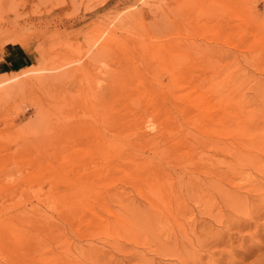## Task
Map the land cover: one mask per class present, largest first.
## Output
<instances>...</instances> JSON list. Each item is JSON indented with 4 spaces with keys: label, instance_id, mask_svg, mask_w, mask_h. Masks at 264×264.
<instances>
[{
    "label": "rangeland",
    "instance_id": "374dc122",
    "mask_svg": "<svg viewBox=\"0 0 264 264\" xmlns=\"http://www.w3.org/2000/svg\"><path fill=\"white\" fill-rule=\"evenodd\" d=\"M15 56L0 66V264H264V0H0V62ZM170 70L188 89L169 85ZM147 84L169 87L167 108ZM217 147L222 190L180 191L183 175L212 180ZM155 148L165 178L151 189L133 166Z\"/></svg>",
    "mask_w": 264,
    "mask_h": 264
},
{
    "label": "bare ground",
    "instance_id": "6f19581e",
    "mask_svg": "<svg viewBox=\"0 0 264 264\" xmlns=\"http://www.w3.org/2000/svg\"><path fill=\"white\" fill-rule=\"evenodd\" d=\"M246 1V0H245ZM222 2V1H221ZM231 2V1H230ZM160 3V2H159ZM224 3V2H223ZM222 5V4H221ZM150 8V7H149ZM248 9V8H247ZM182 10H184V9H182ZM129 12V11H128ZM159 12V11H158ZM133 13H135V12H133ZM132 12H131V16L133 17V20H131V21H134L135 22V24H139V22H141V19H143L142 18V13H140V14H133ZM128 14V13H127ZM154 14V13H153ZM152 14V15H153ZM125 15V14H124ZM125 17V16H124ZM123 17V18H124ZM127 17V16H126ZM129 17H130V15H129ZM168 19V18H167ZM166 19V20H167ZM179 19V18H178ZM118 20H119V18H118ZM118 20H116V21H118ZM125 21H123L124 23L126 22V21H128V20H126V18L124 19ZM120 21V20H119ZM121 21H122V19H121ZM120 21V22H121ZM129 21H130V19H129ZM149 21V20H148ZM154 21V20H153ZM120 22H118V23H120ZM157 22V21H156ZM160 22H161V20H160ZM159 22V23H160ZM171 22V21H170ZM257 22H258V20H257ZM256 22V23H257ZM127 23V22H126ZM147 23V22H146ZM151 23V22H150ZM158 23V24H159ZM168 23V22H167ZM218 23V22H217ZM250 23V22H249ZM121 24H123V23H121ZM254 24V23H253ZM126 25V24H125ZM144 25V24H143ZM152 24H150V26H151ZM155 25V24H154ZM163 25V24H162ZM170 24H168V26H169ZM113 26V25H112ZM120 27H121V25H119ZM124 26V25H123ZM145 26H147V24L145 25ZM149 26V25H148ZM171 26H172V24H171ZM257 26V25H256ZM152 27V26H151ZM157 27H159V26H157ZM164 27L165 26H163V29H164ZM142 28V27H141ZM147 29L145 30L146 31V35L147 36H149L148 38H158L159 39V37L160 36H158V35H155L154 33H152V32H154V31H150V29H148V27H146ZM160 28V27H159ZM121 29H122V27H121ZM165 30V29H164ZM170 30V29H169ZM168 30V31H169ZM202 30V29H201ZM144 31V30H143ZM143 31H142V34H143ZM161 31V30H160ZM156 32V31H155ZM167 32V31H166ZM110 33H112V32H110ZM110 33H109V35H110ZM100 34V33H99ZM145 34V33H144ZM114 36L112 37L113 38V43H114V38H116L115 36V34H113ZM164 35V34H163ZM140 36V35H139ZM142 36V35H141ZM143 37V36H142ZM141 37V38H142ZM97 38V37H96ZM109 38V37H108ZM107 38V39H108ZM144 38V37H143ZM105 39V38H104ZM106 41H107V43H106ZM108 41H110V40H106L105 39V43L106 44H108L109 45V43H108ZM146 41V40H145ZM144 41V42H145ZM103 42V41H102ZM167 44H164V45H168L169 44V41H165ZM183 42V41H182ZM189 42V41H188ZM105 43H103V45L105 44ZM149 43V42H148ZM148 43H145V44H147L148 45ZM191 43V42H190ZM102 44V43H101ZM105 44V45H106ZM144 44V43H143ZM143 44H142V46H143ZM171 45H172V47H171V49L170 50H174V47L173 46H176V45H179V43H177L176 41H172L171 43H170ZM181 44V43H180ZM193 44V43H192ZM198 44V43H197ZM138 45V44H137ZM140 45V44H139ZM151 45V44H150ZM205 45V44H204ZM142 46H140L141 48H142ZM139 47V48H140ZM144 47V46H143ZM176 47H178V46H176ZM175 47V48H176ZM145 48V47H144ZM143 49V48H142ZM176 49H178V48H176ZM152 50V49H151ZM172 50V51H173ZM207 50V49H206ZM144 51L145 50H143V53H144ZM169 51V50H168ZM148 52V51H147ZM154 52V51H153ZM177 52V51H176ZM179 52V51H178ZM141 53V52H140ZM118 54V53H117ZM180 56V55H179ZM117 59V58H116ZM144 60V59H143ZM148 60V59H147ZM114 64V63H113ZM172 67H173V65H172ZM189 67V66H188ZM187 67V68H188ZM181 68V67H180ZM85 69V68H84ZM173 69V68H172ZM168 70V69H167ZM176 71V70H175ZM175 71H171L170 70V72H169V85H171V87H177L178 89H180L182 86H184L183 88H187V85H188V83H186V81H187V79H186V81H183V75L182 76H180L179 75V73L177 74V72H180V70L178 69L177 70V72H175ZM24 72V71H23ZM23 72H21V73H23ZM146 72V71H145ZM163 72H164V70H163ZM186 72V71H185ZM20 72H18V73H16V75L17 74H19ZM187 73V72H186ZM29 74V73H28ZM165 74V73H164ZM203 75V74H202ZM20 76H21V74H20ZM24 76V75H23ZM186 76H187V74H186ZM15 77V76H14ZM13 77V78H14ZM17 77V76H16ZM150 77V76H149ZM202 77V76H201ZM12 78V79H13ZM102 78V77H101ZM198 78V77H197ZM189 79H191V78H189ZM189 79H188V81H189ZM153 81V80H152ZM191 81V80H190ZM190 81H189V83H190ZM155 82V81H154ZM159 83V82H158ZM187 85H186V84ZM201 83V82H200ZM128 84V83H127ZM186 85V87H185V85ZM192 84V83H191ZM191 84H189V86L191 87ZM204 84V83H203ZM108 85V84H107ZM112 85V84H111ZM173 85V86H172ZM198 85H200V84H198ZM198 85H197V87H198ZM160 87H157V88H154V85H152V84H147V86H144V88L146 89V93H149L148 95H150V97H148V95H147V97L149 98V99H151V102H152V105L154 104V106H156V107H160V106H162V104L164 103V97H163V91H164V89L166 88V89H168L169 87H167L166 85H163V84H160L159 85ZM193 86V85H192ZM196 87V88H197ZM128 88V87H127ZM194 88V87H193ZM132 89V88H131ZM145 89H143V90H145ZM188 89V88H187ZM169 90V89H168ZM167 91V90H166ZM170 91H172V89L170 90ZM186 91V90H185ZM193 91V90H192ZM133 92V91H132ZM144 92V91H143ZM143 92H140V93H143ZM134 93V92H133ZM168 93H169V91H168ZM178 93V92H177ZM139 94V93H138ZM171 94H173V93H171ZM181 94V93H180ZM134 95V94H133ZM174 95V94H173ZM173 95H170L171 97H176L175 95L173 96ZM139 96V95H138ZM146 96V95H145ZM144 96V97H145ZM106 97V96H105ZM141 97V96H140ZM153 99H152V98ZM181 97V96H180ZM108 98V97H107ZM147 98V99H148ZM104 99V98H103ZM106 99V98H105ZM104 99V100H105ZM148 99V100H149ZM174 99V98H173ZM198 99V98H197ZM197 99H195L194 98V100H197ZM107 100V99H106ZM127 100V99H126ZM153 100V101H152ZM166 100H168V98L166 99ZM185 100V99H184ZM193 100V101H194ZM205 100V99H204ZM102 101V100H101ZM132 101H133V99H132ZM106 102V101H105ZM134 102V101H133ZM139 102H141V101H139ZM150 102V101H149ZM171 102V101H170ZM142 103V102H141ZM190 103H192L191 101H190ZM201 103L203 104V101L202 102H200V104L199 105H201ZM102 104V103H101ZM124 104H126V101L124 102ZM124 104H123V106H124ZM164 104H166V103H164ZM163 104V105H164ZM167 104H168V102H167ZM173 104V103H172ZM194 105H195V103H193ZM65 105V104H64ZM127 105H129V104H127ZM139 105H140V103H139ZM150 105H151V103H150ZM174 105V104H173ZM176 105V104H175ZM204 105H205V102H204ZM122 106V105H121ZM167 105H164V107L165 108H167L166 107ZM176 106H178V105H176ZM180 106V105H179ZM202 106V105H201ZM206 106V105H205ZM125 107V106H124ZM128 107V106H127ZM133 107H134V104H133ZM152 107V106H151ZM160 108V109H163V110H165V108ZM198 107V106H197ZM204 106H202L201 108H203ZM102 108V107H101ZM175 108V107H174ZM179 108H181L182 109V106H180ZM198 108H200V107H198ZM198 108H196V109H198ZM154 108L152 107V110H153ZM169 109V108H168ZM168 109H167V111H168ZM176 109V108H175ZM206 109V108H205ZM103 110V109H102ZM121 110H123V109H121ZM180 110V109H179ZM109 111V110H108ZM139 111V110H138ZM153 111H155V109L153 110ZM152 111V112H153ZM170 111V110H169ZM178 111V110H177ZM183 111H184V109H183ZM196 111V110H195ZM39 112L41 113V111L39 110ZM43 112V111H42ZM107 112V111H106ZM165 112V111H164ZM190 112V111H189ZM188 112V113H189ZM198 113H200V111H197ZM201 112H203V110L201 111ZM206 112V111H205ZM50 113V112H49ZM105 113V112H104ZM109 113V112H108ZM111 113V114H110ZM110 116H109V114L107 115V116H109L112 120H113V118H116V119H120V118H122V117H124V116H122V117H120V115H119V110L117 109V108H114V107H112L111 109H110ZM124 113V112H123ZM133 113H134V111H133ZM162 113V112H161ZM176 113H179V112H176ZM185 113V112H184ZM191 113V112H190ZM197 113V114H198ZM42 114V113H41ZM126 114V113H125ZM150 114H151V112H150ZM166 114V113H165ZM172 114V113H171ZM192 114V113H191ZM222 114V113H221ZM38 115V114H37ZM40 115V114H39ZM119 115V117L120 118H118V117H116V116H118ZM128 115V114H127ZM137 115V114H136ZM158 116H159V114H157ZM156 115V116H157ZM189 115V114H188ZM196 115V114H195ZM194 115V118L196 119V116ZM216 115V114H215ZM155 116V117H156ZM157 116V117H158ZM161 116V115H160ZM213 116V115H212ZM220 116V115H219ZM105 117V116H104ZM129 117V116H128ZM133 117V116H132ZM164 117V116H163ZM163 117H162V119H163ZM174 117V116H173ZM183 117H184V115H183ZM189 117V116H188ZM218 117V116H217ZM221 118H222V116H220ZM72 118V117H71ZM70 118V119H71ZM186 118H187V115H186ZM185 117H184V119H186ZM193 118V119H194ZM214 118V117H213ZM102 119V118H101ZM123 119V118H122ZM144 120H146L145 118H143ZM155 119V118H154ZM161 119V118H160ZM161 119V120H162ZM182 119V118H181ZM180 119V120H181ZM153 120V119H152ZM156 120V119H155ZM160 120V123H159V125L162 123L163 124V122ZM164 120V119H163ZM192 120V118L190 119V121ZM220 120H222V119H220ZM118 121V120H117ZM116 121V122H117ZM123 121H125V120H123ZM147 121V120H146ZM149 121V120H148ZM148 121L145 123L147 126H148ZM185 121V120H184ZM196 121V120H195ZM119 122V121H118ZM117 122V123H118ZM133 122H135L136 124H140L141 123V120H140V117L138 116H136V118H133ZM153 122V121H152ZM157 122H159V119H158V121ZM218 123L220 122L221 123V121H217ZM222 122H223V120H222ZM119 124V123H118ZM124 124H126V122H124ZM149 124H152V123H149ZM166 124V123H165ZM192 124V123H191ZM141 125H142V123H141ZM158 125V126H159ZM170 125H172V124H169V127H170ZM179 125V124H178ZM103 126V125H102ZM161 126H163V125H161ZM160 126V127H161ZM167 126V125H166ZM181 126V125H180ZM198 126V125H197ZM138 126H136V128H137ZM177 127V126H176ZM175 127V128H176ZM130 128H132V127H130ZM168 128V127H167ZM197 128V127H196ZM144 129V128H143ZM145 129H146V127H145ZM173 129V128H172ZM123 130V129H122ZM127 130H128V128H127ZM141 130H142V128H141ZM161 131H158V132H160V136L161 137H164L165 136V126H164V128L163 129H160ZM175 130V129H174ZM174 130H171V132L172 131H174ZM187 130V129H186ZM124 131V130H123ZM123 131H120V130H118L117 132H115L114 131V133L112 132V134H111V138H107L106 136H104V135H102V137H100V138H98L97 140H96V142H94L93 143V145L96 143V145H98V146H100L101 147V149H99L98 150V152L101 150V152H103V150H105L109 145H116V143H118V139H119V136H120V134L122 135V137H123ZM126 131V130H125ZM134 131H135V129H134ZM167 131H169V130H167ZM67 132V131H66ZM65 132V133H66ZM69 132H71V130L69 131ZM97 132V131H96ZM146 132V131H145ZM145 132L144 133H142V131H141V133L139 134L140 136H144V135H146L145 134ZM197 132V131H196ZM63 133V132H62ZM104 133V132H103ZM127 133L128 132H126V135H127ZM138 133H139V131H138ZM193 133V132H192ZM199 133V132H198ZM201 133V132H200ZM64 134V133H63ZM70 135H71V133H69ZM159 134V133H158ZM178 134V133H177ZM131 135V134H130ZM181 135V134H180ZM61 136H63V135H61ZM65 136V135H64ZM149 136V135H148ZM159 136V135H158ZM193 136V135H192ZM201 136V135H200ZM67 138H68V136H66ZM77 137V136H76ZM122 137H121V139H122ZM124 137H126V136H124ZM145 137V136H144ZM198 137V136H197ZM71 138V137H70ZM78 138V137H77ZM135 138H137V137H135ZM134 138V139H135ZM139 138L140 137H138V140H139ZM143 138V137H142ZM142 138H140V139H142ZM195 138V139H194ZM193 139H194V142H195V145L196 144H199V145H201L203 148H201V150H202V154H203V156L205 157V158H209V157H207V154H204V148H205V143L207 142V140H203V139H200V138H196V137H194ZM54 139H56V138H54ZM61 139V138H60ZM77 140V139H76ZM79 140V139H78ZM125 140H126V138H125ZM57 141V140H56ZM65 141H69V138L66 140V138H65ZM149 141H151L150 139H149ZM212 141V140H211ZM217 141V140H216ZM62 142H64V140L62 141ZM62 142H61V144H62ZM124 142V141H123ZM218 142V141H217ZM60 143V142H59ZM60 144V145H61ZM68 144V143H67ZM220 144V143H219ZM91 145V144H90ZM55 146V145H54ZM58 146V145H57ZM95 146V145H94ZM193 146V145H192ZM219 146V145H218ZM207 147V146H206ZM190 148H192L191 147V145H190ZM218 148V150L216 149V151H215V154H214V156H215V159H213V164H212V166H211V164H210V168H212L211 169V172L210 173H212L211 175L212 176H214V177H212V180H211V178L209 177V181H202V180H200V179H198V178H195L194 177V174L193 175H189L186 179H184L183 178V176H185V175H183V173H181L183 176H182V178H180V179H177V177L174 179V180H176L177 179V188L181 191V190H185L186 192H188V193H192V194H194L195 196H193V197H195V198H197L198 200H203V199H206V200H209V197L210 196H212L211 194L212 193H210V190L212 191L213 189L214 190H216L217 188H219V186H220V184L221 183H219L218 181H221V179L224 177L223 176V173H224V169H222V167H221V165L223 164V165H225L224 164V160H226V159H224L223 160V158L221 157L223 154H221L222 153V148H220V147H217ZM233 148V147H232ZM245 148H247V147H245ZM235 149H237V148H235ZM241 149V148H240ZM239 149V150H240ZM244 149V148H243ZM59 150V149H58ZM57 150V151H58ZM68 150V149H67ZM89 150V149H88ZM205 150H209V149H205ZM222 150V151H221ZM232 150V149H231ZM238 150V151H239ZM246 150V149H245ZM244 150V151H245ZM59 151H61V150H59ZM58 151V152H59ZM66 151V150H65ZM70 151V150H69ZM195 151V150H194ZM204 151V152H203ZM234 151V150H233ZM249 150L247 149V153H249L248 152ZM189 152H191V151H189ZM196 152V151H195ZM242 152V151H241ZM201 153H199V154H201ZM207 153V152H206ZM231 153H233L234 154V156L235 157H237V162H239L240 160H242V157H244L243 155H242V157H241V153L240 152H231ZM229 154V153H228ZM126 155V154H125ZM250 155V154H249ZM117 156V155H116ZM123 156V155H122ZM129 156V155H128ZM152 157L151 158H149V159H146V158H148V157H146L145 158V160H141V161H139V163H137V165L139 166L138 168L136 167V165H134L133 166V169H134V171L137 173H139V174H136L135 172V176H137L138 178L140 177L142 180H143V182H144V178L145 177H148L149 179H145V181H147V185L151 188V189H153V187H159L162 183L160 182L162 179H164L165 178V173L162 175L161 174V172H158V169L160 168V165L159 164H157V163H155L156 161H155V159L156 158H159L160 157V150H158L157 148H155L153 151H152V155H151ZM211 156V155H210ZM119 157H121V156H119ZM124 157V156H123ZM145 157V156H144ZM168 157V156H167ZM196 157V156H195ZM200 157V156H199ZM202 157V156H201ZM233 157V156H232ZM231 157V159H233ZM246 157V156H245ZM122 158V157H121ZM139 158V157H138ZM137 158V159H138ZM141 158H142V155H141ZM162 158H164V157H162ZM212 158H214L213 157V154H212ZM246 158H248V157H246ZM245 158V159H246ZM190 159H192V158H190ZM195 159H197V157L195 158ZM198 159H201V160H204L203 158H198ZM227 159H229V158H227ZM250 159V158H249ZM249 159L246 161V162H248L249 161ZM254 159V158H253ZM261 159L262 160H264V158H262L261 157ZM201 160L200 161H198V160H196V161H198V162H201ZM236 160V159H235ZM234 159L232 160V161H235ZM239 160V161H238ZM243 160H244V158H243ZM242 160V161H243ZM261 160V161H262ZM111 162H113L112 160H111ZM236 162V161H235ZM236 162V163H237ZM246 162H244V163H246ZM39 163V162H38ZM115 163V162H114ZM117 163V162H116ZM159 163V162H158ZM164 163V162H163ZM202 163H203V161H202ZM207 163H211V162H207ZM227 163V162H226ZM166 164V163H165ZM203 164H205V163H203ZM228 164H232V163H228ZM238 164H243V163H241V162H239ZM108 165V164H107ZM162 165H164V164H162ZM161 165V166H162ZM234 165V164H233ZM246 166V164H243V166ZM143 166V167H142ZM205 166H208V165H205ZM230 166V169H232L233 167H235V165L234 166H232V168H231V165H229ZM228 166V167H229ZM142 167V168H141ZM164 167H165V165H164ZM185 167V166H184ZM190 167V166H189ZM237 167V166H236ZM248 167H250V166H248ZM258 167V166H257ZM147 168H150V169H147ZM166 168V167H165ZM186 168V167H185ZM192 168V167H191ZM243 168H246V167H243ZM243 168H241L242 170H243ZM145 169H147V170H145ZM161 169V168H160ZM164 169V168H163ZM195 169H197V168H195ZM229 169V170H230ZM235 169V168H234ZM237 169V168H236ZM238 169H240L239 167H238ZM240 169V170H241ZM250 170H251V168H249ZM186 170H187V168H186ZM185 170V171H186ZM194 170V169H193ZM208 170V169H207ZM165 171V170H164ZM204 171V170H203ZM227 172H228V170H226ZM234 171V170H233ZM196 172H198V170L196 171ZM205 172V171H204ZM207 172V171H206ZM239 172V171H238ZM252 172V171H251ZM237 173V172H236ZM245 173V172H244ZM161 174V175H160ZM178 174H180V173H178ZM185 174V173H184ZM234 173L232 172V175H233ZM239 174V173H238ZM242 174V173H241ZM246 174H248L249 175V172L248 173H246ZM169 175V174H168ZM197 176H198V174H196ZM210 175V174H209ZM225 175V174H224ZM237 175V174H236ZM243 175V174H242ZM175 176H177V174L175 175ZM186 176H187V174H186ZM196 176V177H197ZM207 176V175H206ZM238 176V175H237ZM170 177V176H169ZM199 177V176H198ZM242 177V176H241ZM243 177H245L244 175H243ZM174 178V177H173ZM214 178V179H213ZM225 178V177H224ZM202 179L204 180L205 179V176L204 177H202ZM207 180H208V178H207ZM256 180V179H255ZM222 181L225 183V181L222 179ZM172 183V182H171ZM218 183H219V185H218ZM254 183V182H253ZM252 184V183H251ZM151 185V186H150ZM256 187V186H255ZM254 189V188H253ZM252 189V190H253ZM262 189V188H261ZM219 190H220V188H219ZM222 190V189H221ZM220 190V191H221ZM219 191V192H220ZM255 191H259L260 192V189H257V190H255ZM91 192V191H90ZM214 192V191H213ZM225 191H223L222 193L223 194H225L224 193ZM217 193V192H216ZM221 193V192H220ZM220 193H219V195H220ZM250 193H251V191H250ZM262 193V192H261ZM260 193V194H261ZM218 194V193H217ZM222 194V195H223ZM214 195V194H213ZM221 195V196H222ZM226 195V194H225ZM251 195V194H250ZM224 196V195H223ZM238 196V195H237ZM254 196H256V194L254 195ZM257 196H259V195H257ZM256 196V197H257ZM262 196H264V195H262ZM250 197V196H249ZM234 198H235V195H234ZM242 198V197H241ZM241 198H240V196H238V199H237V203H239V204H242V202H243V200H245V199H243V200H241ZM262 199H264V198H262ZM224 200V199H223ZM229 200H231V199H229ZM236 200V199H235ZM260 200V199H259ZM258 200V201H259ZM226 201L228 202V200L226 199ZM225 201V203H227ZM245 201H247L248 202V200H245ZM205 202V201H204ZM253 202V201H252ZM259 202H261V201H259ZM258 202V203H259ZM233 204V202H228L227 204ZM257 203V202H256ZM206 204V203H205ZM229 204V205H230ZM235 204V203H234ZM252 204V203H251ZM207 206V205H206ZM212 206V205H211ZM219 207H220V205H219ZM250 207V206H249ZM251 208V207H250ZM258 208V207H257ZM234 209H236V208H234ZM248 209V208H247ZM255 209H256V206H255ZM254 209V211H253V213H251L250 212V214H254V212H256L257 210H255ZM250 210H253V209H250ZM242 211V210H241ZM221 212V211H220ZM249 212V211H248ZM258 213H259V211H258ZM258 213L256 212V214L258 215ZM262 213V212H261ZM260 213V214H261ZM245 214H247V213H245ZM255 214V215H256ZM259 214V215H260ZM262 214H264V213H262ZM261 214V215H262ZM258 215V216H259ZM240 216H241V214H240ZM251 216V215H250ZM243 217V216H242ZM242 217H241V219H242ZM252 217L254 218V216L252 215ZM252 217H250L251 219H252ZM262 217V216H261ZM249 218V217H248ZM239 220H240V218H239ZM231 221V220H230ZM242 220H240V222H241ZM235 222V221H234ZM237 222H239L238 221V219L236 220V222L235 223H237ZM249 222V221H248ZM252 222V221H251ZM254 222V221H253ZM234 223V224H235ZM250 223V222H249ZM233 224V225H234ZM238 224V223H237ZM245 224V223H244ZM251 224V223H250ZM227 225H229V224H227ZM230 225H231V223H230ZM232 225V228L234 227ZM243 225V224H242ZM235 226H237V225H235ZM244 226H246V224L244 225ZM231 227V226H230ZM241 227V226H240ZM225 228H227V229H229V226L227 227H225ZM232 228H230V229H232ZM237 228H238V226H237ZM229 229V230H230ZM225 231H226V229H225ZM247 231V230H246ZM227 232V231H226ZM245 232V231H244ZM230 233V232H229ZM253 233V232H252ZM225 235H223V237H224ZM255 237V236H254ZM251 238V237H250ZM222 239V238H221ZM220 239V240H221ZM223 241H224V238H223ZM253 241V240H252ZM262 241H264V240H262ZM262 241H260V242H262ZM257 243H259L258 241H257ZM246 245V244H245ZM262 245H264V243H262ZM262 245L260 246V244H259V246L260 247H262ZM213 246V245H212ZM250 246V245H249ZM249 248V247H248ZM253 248V247H252ZM168 249V248H167ZM182 249V248H181ZM249 250V249H248ZM251 250V249H250ZM245 251V250H244ZM243 251V252H244ZM259 251V250H258ZM245 253V252H244ZM248 253V252H247ZM249 254H251V253H249ZM249 254H246V256L247 255H249ZM253 254V253H252ZM262 255H264V254H262ZM250 256V255H249ZM262 257H264V256H262ZM261 257V258H262ZM257 259V258H256ZM258 260V259H257ZM241 261V260H240Z\"/></svg>",
    "mask_w": 264,
    "mask_h": 264
},
{
    "label": "crops",
    "instance_id": "0c3cea01",
    "mask_svg": "<svg viewBox=\"0 0 264 264\" xmlns=\"http://www.w3.org/2000/svg\"><path fill=\"white\" fill-rule=\"evenodd\" d=\"M18 60L19 58L17 56L15 57H11L8 60H4L2 62H0V66L2 69H4V71H7V67H10L11 65H17L18 64ZM11 71V70H10Z\"/></svg>",
    "mask_w": 264,
    "mask_h": 264
}]
</instances>
